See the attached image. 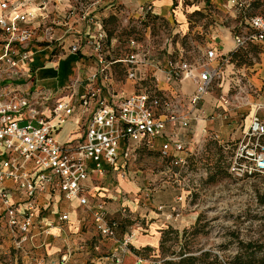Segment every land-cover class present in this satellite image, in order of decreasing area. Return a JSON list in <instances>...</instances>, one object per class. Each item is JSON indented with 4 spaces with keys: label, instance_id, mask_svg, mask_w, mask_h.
<instances>
[{
    "label": "built area",
    "instance_id": "obj_1",
    "mask_svg": "<svg viewBox=\"0 0 264 264\" xmlns=\"http://www.w3.org/2000/svg\"><path fill=\"white\" fill-rule=\"evenodd\" d=\"M57 2H64L65 7L56 15L48 8ZM230 3L238 11L236 18L243 21L233 27L234 47L229 52L207 47L195 62L183 55L162 60L146 53L132 38L124 58L108 61L107 32L98 15L105 0H0V235L11 242L9 249L0 248V264L16 252L33 250L37 236L52 235L54 226L39 224L46 212L43 197L59 192L66 200L89 204L85 183L91 170L99 174L120 172L141 145L158 148L175 168L186 165L185 133L194 121L205 117L201 107L214 86L232 75L227 70L233 54L251 45L264 49V14L242 16L246 2ZM145 10L152 12V6H143ZM59 28L63 29L60 35L56 32ZM69 39L71 52L91 48L96 53L105 82L86 87L77 94L78 101L71 90L56 99L46 114L44 108L51 97L38 89L34 74L25 65L35 45L58 42L65 50ZM118 62L125 64L127 81L134 91H119L106 82L110 64ZM89 79L92 83L97 75ZM147 81L152 85L145 86ZM185 81L191 82L190 90L184 88ZM230 100L229 95L221 97L225 107ZM259 109L264 110V106ZM76 114L79 125L87 120L85 128L78 136L58 141L57 133ZM24 121L28 124L20 126ZM34 121L39 126H34ZM229 172L236 179L264 175V117L258 112L251 116L236 144ZM91 208L99 234L116 238L119 222L110 217L106 202H95ZM171 216L167 212L165 217ZM68 219L66 213L60 216L61 221ZM133 237L131 232L118 251L91 264H123V254ZM71 254L72 250L63 251L56 264H69ZM143 263L140 257L135 261ZM29 264L46 262L33 257Z\"/></svg>",
    "mask_w": 264,
    "mask_h": 264
},
{
    "label": "rangeland",
    "instance_id": "obj_2",
    "mask_svg": "<svg viewBox=\"0 0 264 264\" xmlns=\"http://www.w3.org/2000/svg\"><path fill=\"white\" fill-rule=\"evenodd\" d=\"M244 1L246 9L242 16L264 14V0ZM187 6L188 3H185ZM109 8L104 5L98 11L107 32L105 54L108 61L124 58L130 51V40L136 38L142 49L156 58L167 60L183 55L195 62L207 48V33L211 26L220 25L210 16L197 12L192 14L191 19L203 21L204 30L198 33L192 28L187 33H178L177 23L171 17L147 10L139 15L121 6L108 12ZM209 9L211 16L215 13L222 20L214 7L209 6ZM105 12L108 13L104 15ZM237 21L239 24L243 19L240 17ZM262 51L259 46L251 45L238 50L233 56L232 66L227 70L232 75L216 84L207 96V102L205 100L202 104L201 108L206 112L201 118L203 123L192 124L186 147L188 160L184 167H173L170 159L158 148L141 145L132 159V165L124 170V175L129 172H138L140 176L157 173L159 178L155 182L159 187L171 184L180 193L182 200L176 199L180 203H176L175 209L171 210L170 221L178 218V214L181 219L188 214L194 215L192 222H173L163 227L157 247L140 248L137 255L144 259L143 264H264V175L236 179L229 172L234 149L251 114L244 111L247 98L251 94L264 97L262 83L256 80L254 85L249 81L251 68L263 61ZM108 71L113 79L112 86L115 85L116 90H124L128 82L125 64L111 63ZM58 74L57 78L72 88L67 91L62 88V96L73 90L76 101L77 94L91 84L84 73L79 77L75 71L66 80L65 64H59ZM144 85L149 87L152 83L147 81ZM229 87L231 100L226 108L221 97ZM26 124L27 121L19 123L20 126ZM34 126H39V123L34 121ZM157 142L161 144V139ZM143 191L144 188L140 195ZM142 219L141 216L124 218L129 222H141Z\"/></svg>",
    "mask_w": 264,
    "mask_h": 264
},
{
    "label": "crops",
    "instance_id": "obj_3",
    "mask_svg": "<svg viewBox=\"0 0 264 264\" xmlns=\"http://www.w3.org/2000/svg\"><path fill=\"white\" fill-rule=\"evenodd\" d=\"M185 3H188L187 8ZM223 4L228 7L226 8ZM64 5V2L51 4L48 11H53L57 15L59 14L57 12L64 9ZM105 5L110 7L107 10L108 12L117 10V7L121 6L139 15L143 13V6L151 5L153 13L171 17L173 22L177 23L176 31L178 33H187L192 30L198 33H200V30L203 31L204 22H195L191 19L192 14L200 12L203 16H210L217 23L220 22V25L211 26L210 31H208L207 47H215L219 52H229L234 47L232 30L238 24L236 18L238 11L232 6L230 0H105ZM28 6L33 7L32 4ZM209 6L214 7L219 12L218 17L222 19L221 21L215 13L212 16L210 15L211 9H209ZM108 12L103 14L106 15ZM73 20L71 19L70 22H73ZM56 32L60 35L63 33V29L59 28ZM70 39L66 40L65 50L58 46V42L35 45L32 51L33 56L25 65V68L30 69L34 74L38 89L44 90L51 97L48 101L49 106L44 108L46 114H49L50 105L63 95L62 88L66 91L69 90L67 89L69 84L64 85V81L57 78L59 76V64H65L66 80H68L67 76L75 71L76 75H80L79 77L83 73L86 78L97 75V79L90 85H93L96 81L105 82L103 74L99 71L100 65L96 53L91 48L80 53L71 52L68 49ZM262 50V56L264 57V49ZM251 72L252 76L249 81L256 85L255 81L257 80V82L262 83V88L264 86V58L262 62H258L251 68ZM230 73L232 72L230 71L228 75ZM105 76L107 77L105 79L107 83L114 84L108 70ZM124 87L126 92L134 91L133 85L129 81ZM184 88L190 90L192 88L191 82L185 81ZM78 90H81V88H78ZM230 92L231 87L224 95H229ZM205 100L207 102V97ZM259 100L262 101L257 103ZM261 106H264L263 96L258 98L251 94L247 98L244 106L246 110L244 111L251 112L248 117L249 121L256 112L264 117V110L259 109ZM228 107L226 106V108ZM79 118V114H76L70 122L61 128L56 135L58 141L64 142L69 136H78L87 122L85 119V122L79 125L76 121ZM200 121L203 123L201 119L193 123L199 124ZM191 130L192 127L185 133L186 142L189 140ZM132 162L125 169L130 167ZM124 170L120 172L107 170L105 174H99L91 170L90 177L85 183L89 201L87 206L80 205L78 200H66L59 192L43 197L42 203L45 205L46 212L44 213V219L39 224L41 226H54L51 231L52 235L48 237L37 236V246L33 250H29V253L16 252L10 256L5 264H29L33 257L43 259L46 264H56L60 254L67 249L72 250L69 264H91L110 252L118 251L124 237L134 232L129 248L123 254V264H133L139 258L137 252L140 248H155L159 245L163 227L172 225L173 222H192L194 220L193 214H188L182 219L179 218V214L178 218L173 221L165 217L167 212L171 213V210L175 209L176 203H180L176 200L179 199L180 193L176 192L171 184H163L159 187L155 182V179L159 178L157 173L151 172L140 176L138 172H129L128 175H124L126 173ZM143 188V195H140ZM101 200L106 202L110 217L120 222L119 233L114 239L104 238L96 230L91 207L95 202ZM160 206H163V210L159 209ZM65 213L69 215V219L61 221L60 216ZM138 216L143 218L141 222L124 220V218L133 219ZM3 236V234L0 235V248L5 251L11 247V242ZM27 247L28 249L32 248L31 246ZM109 263L113 264L112 262Z\"/></svg>",
    "mask_w": 264,
    "mask_h": 264
},
{
    "label": "trees",
    "instance_id": "obj_4",
    "mask_svg": "<svg viewBox=\"0 0 264 264\" xmlns=\"http://www.w3.org/2000/svg\"><path fill=\"white\" fill-rule=\"evenodd\" d=\"M238 52V51H237ZM237 52H235L234 54H233V56L237 53ZM119 222V221H118ZM119 230H120V222H119V229H118V233H119ZM118 235V234H117Z\"/></svg>",
    "mask_w": 264,
    "mask_h": 264
}]
</instances>
